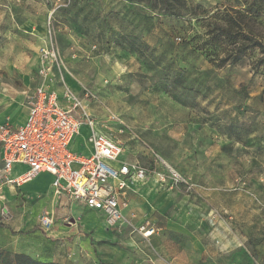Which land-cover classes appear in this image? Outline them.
I'll return each instance as SVG.
<instances>
[{
  "label": "rangeland",
  "instance_id": "374dc122",
  "mask_svg": "<svg viewBox=\"0 0 264 264\" xmlns=\"http://www.w3.org/2000/svg\"><path fill=\"white\" fill-rule=\"evenodd\" d=\"M260 5L0 0V112L24 102L41 80V49H54L52 78L64 105L82 100L99 130L147 171L133 184L130 217L116 228L85 210L84 246L66 252L68 264H264ZM240 49L245 56L232 64ZM1 204L10 214L24 206ZM145 221L157 229L148 240L134 226ZM10 233L0 231V247L25 250L19 232Z\"/></svg>",
  "mask_w": 264,
  "mask_h": 264
},
{
  "label": "built area",
  "instance_id": "2783aa9c",
  "mask_svg": "<svg viewBox=\"0 0 264 264\" xmlns=\"http://www.w3.org/2000/svg\"><path fill=\"white\" fill-rule=\"evenodd\" d=\"M40 52L42 65L38 75L41 83L26 94V122L18 127L9 120L0 124L3 154L0 185L27 183L41 173H49L54 177L56 194L64 193L71 200L102 213L108 227L116 228L117 223L125 220L123 210L128 207V194L133 190V184L143 181L147 171L122 160L123 144L99 130L82 100L69 97V106L62 103L51 87L53 68L58 64L57 53L47 47ZM83 127L88 128V142L93 147V152L87 156L71 149ZM18 164L28 166L29 170L16 180L10 179V173ZM172 171L177 181L183 180L175 170ZM39 223L43 230L50 231L54 219L44 212ZM136 230L145 240L157 233L148 222Z\"/></svg>",
  "mask_w": 264,
  "mask_h": 264
},
{
  "label": "crops",
  "instance_id": "0c3cea01",
  "mask_svg": "<svg viewBox=\"0 0 264 264\" xmlns=\"http://www.w3.org/2000/svg\"><path fill=\"white\" fill-rule=\"evenodd\" d=\"M40 83L41 80L38 85ZM51 87L57 92L54 81L51 84ZM34 89L30 88L25 92L23 103L9 107L0 112V124L9 120L14 126L18 127L26 122L28 118V109L25 103L26 94ZM61 101L63 103L62 99ZM88 134V128L83 127L81 129V134L72 142L71 149L74 153L87 156L93 152V147L88 142ZM122 160L131 163L128 161L126 151H124ZM2 165L3 154L0 144V168ZM28 170L29 167L26 165H15L9 178L16 180L24 175ZM42 178H45L43 181L46 184L41 183ZM53 182L54 177L51 174L41 173L27 183L13 185L1 183L0 231L6 234L7 232L10 233L11 231L17 230L19 233L16 236L23 238L28 243L25 250L19 251L9 249L10 251L26 254L44 262L68 264L64 259L66 252L79 248L80 245L84 246L85 237H83L82 232H79V229L82 227L84 221L91 222L89 217H85L83 219L84 221H81L85 210H90V208H87L84 204L78 201H73L70 198L69 200H66L63 196L56 194ZM132 191L128 194V207L123 210L124 216L128 218L131 213L130 194ZM18 198L21 200L18 201ZM7 199L11 202H16V204L19 205L23 204L24 206L18 209L15 213L10 214L7 209L2 208L1 204V201L5 202ZM45 209L50 211V215L54 219V226L50 231L43 230L39 223L40 217ZM94 212L98 213L100 216H104L100 212ZM2 213L4 216L6 215V218L2 217ZM60 217H65L70 220L76 219V224L73 223L72 226H66L61 222L56 224ZM145 222L134 226L135 228H138L145 224ZM4 248H8V246H5Z\"/></svg>",
  "mask_w": 264,
  "mask_h": 264
},
{
  "label": "trees",
  "instance_id": "16d2710c",
  "mask_svg": "<svg viewBox=\"0 0 264 264\" xmlns=\"http://www.w3.org/2000/svg\"><path fill=\"white\" fill-rule=\"evenodd\" d=\"M159 2L165 10L172 9L174 4H177L179 0H153ZM259 10H264V0H261V5ZM261 15H259L260 17ZM262 17V16H261ZM235 20V19H232ZM231 20V22H233ZM254 46L259 47L261 53L263 54V59L261 62L264 63V42L257 40ZM240 55H234L232 58V64L239 62L245 56V49H240ZM137 52V51H136ZM0 264H62L58 262H44L29 255L21 253H13L11 251L5 250L0 247Z\"/></svg>",
  "mask_w": 264,
  "mask_h": 264
},
{
  "label": "bare ground",
  "instance_id": "6f19581e",
  "mask_svg": "<svg viewBox=\"0 0 264 264\" xmlns=\"http://www.w3.org/2000/svg\"><path fill=\"white\" fill-rule=\"evenodd\" d=\"M165 163V162H164ZM166 164V163H165ZM167 167L170 169V170H174L173 168H171V166H169L168 164H166Z\"/></svg>",
  "mask_w": 264,
  "mask_h": 264
}]
</instances>
